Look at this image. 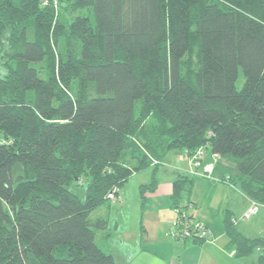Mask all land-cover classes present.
<instances>
[{
  "label": "trees",
  "instance_id": "trees-1",
  "mask_svg": "<svg viewBox=\"0 0 264 264\" xmlns=\"http://www.w3.org/2000/svg\"><path fill=\"white\" fill-rule=\"evenodd\" d=\"M5 31L0 264H116L90 213L151 165L145 198L172 149L217 154L223 180L264 203V0H0ZM192 181L177 172L172 209ZM235 223L226 210L235 257L259 247L264 264V236Z\"/></svg>",
  "mask_w": 264,
  "mask_h": 264
},
{
  "label": "rangeland",
  "instance_id": "rangeland-1",
  "mask_svg": "<svg viewBox=\"0 0 264 264\" xmlns=\"http://www.w3.org/2000/svg\"><path fill=\"white\" fill-rule=\"evenodd\" d=\"M13 1L16 2L17 0ZM78 14H86V10H80ZM7 50L8 32L5 31L0 34V70H2V63L5 60L4 53ZM242 82L243 75L240 71L235 82L236 87L240 88ZM175 160H177V162H175ZM227 162L230 164L229 159L223 160V165H226ZM188 164V157L185 149L169 150L162 158L156 170V175L162 179L165 174L163 171L172 172L174 168H179L180 170L187 169ZM152 171L153 167L149 165L133 172L120 189L118 198L108 200L90 213V218L92 219L99 216H105L107 218V228L105 230H96L95 241L103 251L112 252L118 264H126L131 258V252L134 250V238L127 237L130 234L142 233L146 244L149 245L157 244L158 241L155 238L161 236V233L163 238L173 240L169 235L170 231L174 230L175 227L173 222L171 220L170 222L161 220L158 225V221L152 214V211L150 209L147 210L150 205V195L148 194L150 190L144 192L145 198L142 199L140 196L139 186L150 182ZM164 179L168 180L169 177L166 178L164 176ZM82 183V185L73 184L70 186L71 190L80 200H84L86 188V181L83 180ZM223 193V190L222 192L219 190L215 191L212 198L213 205L217 204L220 199H223ZM244 195L245 192L239 188L238 184H235V189L230 188V190H228L227 198L230 202V212L237 218L236 228L239 231L242 230L244 233L246 232L245 234L247 235H252L251 237L264 236V203H258V213L256 215L248 219H240L241 212L244 208L242 205V197ZM186 200V196L183 195L180 201L182 205L187 204L186 208L188 211V203H186ZM171 219H173V221L175 219L173 210L171 212ZM146 228H148L147 231H149L148 235L145 233ZM147 236L149 241L146 240ZM260 253L261 249L259 247L256 248L253 253L248 256L249 260L247 264H257L256 258Z\"/></svg>",
  "mask_w": 264,
  "mask_h": 264
},
{
  "label": "crops",
  "instance_id": "crops-1",
  "mask_svg": "<svg viewBox=\"0 0 264 264\" xmlns=\"http://www.w3.org/2000/svg\"><path fill=\"white\" fill-rule=\"evenodd\" d=\"M209 160L210 156L206 154L204 161L207 162ZM188 163L187 169L180 170L179 168H174L172 172L163 171L165 173L164 176L166 178L169 177L168 180H165L164 176L161 179L155 172L156 185L153 190L148 192L150 195V205L147 210L150 209L152 211V214L158 221V225L161 220H166V222L172 221L171 212L173 209L170 206L172 181L176 177L177 172L187 174L189 177L192 176L193 181L190 186V194L186 201L188 203V212L195 213L206 225L212 235L211 239L205 240L202 243H184L174 239L163 238L161 233V236L155 238L158 243L149 245L146 244L142 233L130 234L127 237L134 238V250L131 252V258L126 264H247L249 260L248 256L235 257L234 248L229 245V239L224 232L222 224L224 212L231 210L229 208L230 202L227 198L228 190L230 188L235 189V183L223 180L225 177L222 176H225L227 171L219 166L213 172L216 178L212 179L193 173V167L189 160ZM218 190L220 192L224 191L223 199H220L217 204L213 205L212 198L215 191ZM250 202V197L245 194L242 197L243 211ZM235 225H237V218ZM147 229L145 230L146 235L149 233ZM240 232L248 237L252 236L245 234L246 232L244 233L242 230ZM146 240H148V236ZM111 254L115 260L114 254L112 252ZM116 264L118 263L116 262Z\"/></svg>",
  "mask_w": 264,
  "mask_h": 264
},
{
  "label": "built area",
  "instance_id": "built-area-1",
  "mask_svg": "<svg viewBox=\"0 0 264 264\" xmlns=\"http://www.w3.org/2000/svg\"><path fill=\"white\" fill-rule=\"evenodd\" d=\"M56 3V0H54ZM187 157L190 164L194 167L193 172L201 177L215 178L213 171L215 169L216 162L219 156L217 154H211L209 161H204L206 151L204 147H199L193 152H188ZM111 199H115L113 194H109ZM175 213V219L172 222L174 224V230L170 231L169 235L174 240H181L186 237L196 236L205 240L211 239V233L206 225L193 213L192 218L188 216L191 214L187 211V208H173ZM258 212V202L251 200L250 204L243 211L240 218L248 219Z\"/></svg>",
  "mask_w": 264,
  "mask_h": 264
}]
</instances>
